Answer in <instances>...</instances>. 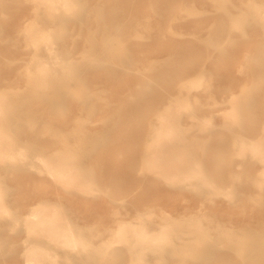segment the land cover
I'll use <instances>...</instances> for the list:
<instances>
[{
	"label": "rangeland",
	"instance_id": "obj_1",
	"mask_svg": "<svg viewBox=\"0 0 264 264\" xmlns=\"http://www.w3.org/2000/svg\"><path fill=\"white\" fill-rule=\"evenodd\" d=\"M76 1L81 19L66 10L52 20L34 0H0V104L22 101L0 122V147L14 157L0 159L8 210L0 264H21L30 241L58 252L51 264H131L124 242L91 249L120 221L143 217L153 228L168 216L203 223L213 243H192L205 236L183 222L171 234L183 251L149 252V264H264L250 262L244 244L226 243L264 238V0ZM39 29L50 32L52 52L31 38ZM91 55L100 60L78 68ZM156 130L170 151L201 162L202 174L167 177L174 171L166 175L168 151L152 144L162 138ZM63 158L91 192L45 169ZM42 199L57 202L60 222L85 240L82 252L27 234L23 214ZM199 251L206 255L191 257Z\"/></svg>",
	"mask_w": 264,
	"mask_h": 264
},
{
	"label": "bare ground",
	"instance_id": "obj_2",
	"mask_svg": "<svg viewBox=\"0 0 264 264\" xmlns=\"http://www.w3.org/2000/svg\"><path fill=\"white\" fill-rule=\"evenodd\" d=\"M34 1L36 2V4L44 5L45 12H43L41 15L43 18L53 20V19H56L58 17H62L65 15L66 10H71L72 15L75 19H79V18L81 19V17H82L83 5H81V3L76 1V0H34ZM223 4H225V3H223ZM253 8H254V6H253ZM254 14H256V13L254 12ZM241 17H243V16H241ZM258 18H263V17L259 16ZM239 22L241 23V21H239ZM263 22H264V19H263ZM29 32H31V31H29ZM50 35L51 34L48 30L39 29V30L33 31L30 36H31V38L34 36H37L39 41L45 47V49L48 52H52L53 46H51V45L53 44V41L50 39L51 38ZM38 48H40V47L38 46ZM41 49H42V47H41ZM31 56H32V54H31ZM36 59L39 60L38 58H36ZM54 59H55V57H54ZM98 60H100L99 57L97 58V56L93 57L91 55L89 57H86L85 59H82L81 62L78 63V68L83 69L84 67L88 66L89 64L96 63ZM44 65H46V62H42L41 66H38V68L41 67V69L44 70V68H45ZM39 70H40V68H39ZM37 72H38V70H37ZM41 73H42V71L40 70L39 71L40 76L38 79L41 78ZM63 79L64 80L66 79L65 75H63ZM159 79H165V78L162 75H160ZM190 83H192V82H190ZM147 88L148 87L145 85V87H143V89L138 90L135 94L136 95L147 94ZM56 89L57 88L54 87L51 89V91H53L54 93H57ZM54 90H56V91H54ZM54 96H56V94ZM184 102H185V100H184ZM20 105H22V101L19 99L16 102H12V103H9L7 105L0 104V122L2 121L1 118L2 117L5 118V116H7V114L16 113V111H19ZM165 115H166V113H165ZM230 117H233V116H230ZM166 121H168V120H166ZM167 129L169 130L171 128L169 127ZM0 131L1 132L5 131L3 129V126H2V128H0ZM159 131L156 130V132H158V134H159ZM163 134H165V133L163 132ZM157 135H155V136H157ZM162 136H164V135L161 134L160 137H162ZM157 137H159V136H157ZM166 137L167 136L165 134V137L154 140L155 143H152V142H150V143L158 146L159 150H167L168 151V152L165 151V152H167V154L164 153L163 157L161 156L162 164H163V165L162 164L161 165L165 168V172L167 169L168 170L173 169L172 171H174V173L172 174L171 173L172 171L170 172V170H169L166 175H168L169 172L172 175L167 176V177L189 179V178L195 176V173H197V172L202 174L203 169L201 168L202 167L201 162L194 161V163L192 164L188 160L184 159L183 155L180 153L182 151V149L180 152L177 149L170 151L168 148V140L166 139ZM4 138H7V137H4ZM11 141H13V140L11 139ZM252 144L254 145L255 149H257L258 152L262 151V149H260L261 146H258L257 143L255 144V142H252ZM253 145H249V146L252 147ZM151 146L152 145H150V147ZM30 149H33V147L30 146ZM147 149H149V146ZM241 149H243V148H241ZM154 150H157V149H154ZM252 150H253V148H252ZM4 151H5L4 147L3 148L0 147V159H1V161L4 160V156H7V155H5ZM159 152H161V151H159ZM261 154H260V159L264 161V151H262ZM8 155L9 156H7V158H9V157L11 159L14 158L12 154L11 155L8 154ZM40 159H38V160H40ZM147 159H149V157ZM47 161H44L45 169L49 173H52L54 176H56L57 177L56 180H58L59 182L60 181L64 182V184L66 183L65 184L66 186L67 185L71 186V185H73L74 182H78V184H77L78 186L76 187L77 189L80 188L82 191H86V192L92 191V189L89 185L83 184L81 182V179H83L81 173L77 169H74L73 167H71L70 165L65 164L64 158L62 159L61 162H59L57 160H52L49 162H47ZM147 162H149V161H147ZM152 163H155V162L153 161ZM157 164L158 163H156V165ZM160 167L161 166H158L157 168H160ZM149 168H151V166ZM149 168H148V171H150ZM155 168H156V166L154 167V169ZM151 172L153 173V171H151ZM156 172H157V170H156ZM260 182H262V181H260ZM257 183H259V181ZM259 185H260V183H259ZM80 189H79V191H80ZM227 193H228V191H227ZM56 204H57L56 201L48 200V199H42L40 201H37V202L29 205L28 211L23 214V220H24V223L26 226L25 228L27 229V234L29 236L30 235L34 236L35 234H42L43 236H46L48 238L49 242L59 245L66 252L68 250H78L79 252H82L81 249H77V248L79 245L84 246L86 244L85 240L83 238H81L79 233L76 234V233L71 232L68 229V227H69L68 224H63L62 222H60V220H62V217L60 216L61 213L59 212V208ZM7 211L8 210L4 204V201L0 196V213H1V215H0V229H3L5 226L3 224V220L6 219L5 214L7 213ZM183 222H184V224L186 223V227H188L187 230L188 231L190 230L191 233H194L196 235L203 234L205 236L203 240L195 239L194 242H192V243L205 244L207 247H209V245L210 246L212 245L213 242L209 239L208 233L203 228V223H201V222H198V221H190V222L186 221L185 222L183 220H180L177 217L168 216L167 218H163L162 221L157 222L156 227L151 228L149 226V222H147L142 217L140 219V221H138V222L120 221L118 223V226L111 233L113 236L110 239L101 241L103 247L100 248L97 246V247H93L91 250L93 252L98 251V250L106 251V250H109V248L112 246L113 243L124 242L125 249L127 250V252L131 253V255L129 256L130 260H132L131 264H149L148 258H147V255L149 252L150 253H158L162 250H165L168 246H171L173 248V250H175V253L179 250L183 251V248L179 247V246H182V243L175 242L174 236H172V235L179 234L181 232V226H182L181 224ZM236 242L241 244V247L243 244L247 247V251H248L249 255L246 258L250 262L257 261L260 259H264V238H262L259 234H254V236L247 241L246 240L236 241L234 239H228L226 243L229 245L230 243L234 244ZM30 243H31V246L24 250L23 261L21 264H42L44 261H47L48 259L51 261L54 260L56 258V256L58 255L57 254L58 252H56V251L52 252V250L50 251L49 247H44V246H42V244H39L36 241H30ZM240 250H242V249H240ZM119 251H121V250H119ZM203 251H199L195 254H192L191 257H193L194 259L201 258L204 256V254L206 255V253H203ZM184 255H185V253H184ZM119 257H120L119 255L113 256L114 260L119 259ZM49 260L47 262H49ZM52 262L54 263V261H52Z\"/></svg>",
	"mask_w": 264,
	"mask_h": 264
}]
</instances>
